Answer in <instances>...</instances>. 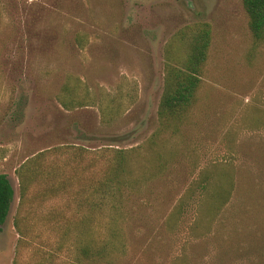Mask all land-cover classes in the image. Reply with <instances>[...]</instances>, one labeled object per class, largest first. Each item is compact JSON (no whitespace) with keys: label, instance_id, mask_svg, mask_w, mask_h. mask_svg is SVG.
<instances>
[{"label":"rangeland","instance_id":"374dc122","mask_svg":"<svg viewBox=\"0 0 264 264\" xmlns=\"http://www.w3.org/2000/svg\"><path fill=\"white\" fill-rule=\"evenodd\" d=\"M202 21L195 100L161 119ZM0 173V264H264V40L242 1L0 0Z\"/></svg>","mask_w":264,"mask_h":264},{"label":"trees","instance_id":"16d2710c","mask_svg":"<svg viewBox=\"0 0 264 264\" xmlns=\"http://www.w3.org/2000/svg\"><path fill=\"white\" fill-rule=\"evenodd\" d=\"M244 10L248 16V27L256 42L264 40V0H241ZM178 38L187 39V52L180 66L166 64L163 78V89L160 97L157 114L161 119H181L188 109L192 106L196 92L201 84V75L204 65L208 59L209 47L211 43V27L207 22H197L186 26L179 32ZM166 60L174 59V55L167 48ZM118 169V167H117ZM116 174H114L115 176ZM100 185V183H99ZM110 185V184H109ZM108 183L103 186L108 189ZM102 187V188H103ZM14 190L5 174L0 173V228L4 224ZM16 227L18 224L16 223ZM115 231L112 237L115 236ZM83 235V234H82ZM78 234L76 240L79 254L88 256L99 255L100 251L90 243L82 239ZM87 236V234H86Z\"/></svg>","mask_w":264,"mask_h":264}]
</instances>
